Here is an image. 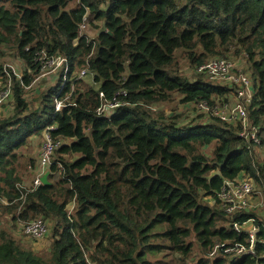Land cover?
<instances>
[{"label":"trees","instance_id":"16d2710c","mask_svg":"<svg viewBox=\"0 0 264 264\" xmlns=\"http://www.w3.org/2000/svg\"><path fill=\"white\" fill-rule=\"evenodd\" d=\"M0 47L30 71L12 76L13 112L0 118V210L51 222L53 236L43 257L1 232L0 264H264V221L226 214L217 197L242 175L264 187L254 155L264 148V0H0ZM231 50L250 67L247 114L259 143L217 118L179 126L153 110L174 99L213 108L230 90L203 74L182 78L175 60L186 54L200 67ZM42 53L65 56L67 75L31 109L25 88ZM47 128L57 144L49 184L20 190L37 166L20 151ZM250 221L254 254L227 253L247 246L234 225Z\"/></svg>","mask_w":264,"mask_h":264},{"label":"rangeland","instance_id":"374dc122","mask_svg":"<svg viewBox=\"0 0 264 264\" xmlns=\"http://www.w3.org/2000/svg\"><path fill=\"white\" fill-rule=\"evenodd\" d=\"M88 34L89 38H94L96 35V30H88L85 28L81 31ZM200 54V51L198 52ZM219 57H210L206 58L205 61L208 62L213 59H218ZM226 60H230L235 64L234 71L232 74L234 75H244L246 76L250 83L251 87L246 90L245 98H249L251 100L253 95L252 81L250 78V67L247 60L243 56H235L234 51L231 50L226 54ZM41 65L40 73L35 78V80L31 83V85L25 88L24 99L31 109L39 108L41 104V100L39 99L40 95H44L48 89L56 87L57 82L60 77L63 76L64 73V63L62 62L61 56H52L49 57L46 54L42 53L37 59H35ZM205 62V63H206ZM0 66L3 69V72L6 74V77L0 75V89L3 86L10 84L13 87L12 76L15 79H20L24 72H27L30 75V71L26 68L25 64L15 57L13 52H10L6 47H0ZM174 69L178 72V74L182 78H186L188 80H193L196 78L199 73H197L198 66L196 62H192L190 58L186 54L179 53L176 57ZM81 75V73H80ZM79 75V76H80ZM207 82L212 84H218L220 86L224 85L227 87L228 93L225 98H217L214 99V110L212 108H207V110L202 109L203 106L195 105V104H186L182 105L178 102L177 99L165 104V105H157L153 104L152 108L154 111L158 110L162 112L166 117H169L179 126H184L188 124H193L195 122H206L211 124L213 118H217L215 116V111H220L221 106L227 105L230 107L235 106V104L241 103L245 105V107L249 106V103L244 100H237V96L235 91L231 89L226 84H222L220 81L211 80L206 75H201ZM81 78L86 80L87 84L93 85L91 81V76L84 74ZM246 78V79H247ZM247 79V80H248ZM61 106V105H60ZM13 112V98L10 102L0 106V118L8 116ZM230 127L237 128L236 124H227ZM42 139L43 133L37 136H33L29 138V142H27L26 146L21 149L20 154L29 158L38 159L41 150H42ZM259 142V139H257ZM203 153L208 157L212 158L211 153L213 151V145L203 148ZM255 159L258 162H264V148L255 147L254 150ZM25 162V161H23ZM38 162V160H37ZM37 168V167H36ZM26 177V178H25ZM33 181V174H29L27 176H23L21 186L24 188H29L31 182ZM253 181V190L252 194L247 198L246 205L240 211L251 212L256 214V216L264 221V187L260 186L257 182ZM3 204V203H2ZM0 204L1 206H4ZM73 204H70L67 209L72 212ZM4 211L0 210V233L4 232L9 234L15 241L21 243V245L27 249H30L34 253L41 255L43 257H47L49 255V249L51 242L53 240L52 236V224L51 222L44 221L47 226V232L44 237L40 240H35L28 237L22 231V226L26 223L24 222H16L12 218L11 214H4ZM245 228L248 231H251L255 228L253 222H248L245 224Z\"/></svg>","mask_w":264,"mask_h":264},{"label":"built area","instance_id":"2783aa9c","mask_svg":"<svg viewBox=\"0 0 264 264\" xmlns=\"http://www.w3.org/2000/svg\"><path fill=\"white\" fill-rule=\"evenodd\" d=\"M85 28V25L80 27V31ZM62 62L64 63V73L62 79L66 78L67 68H66V59L65 56H61ZM235 64L226 59H213L198 67L197 73L206 75L211 80L220 81L222 84H226L230 86L237 96V100H246L249 105L251 104V100L249 98H245L246 90L251 87V83L249 79L244 75H234L232 72L234 71ZM82 77L85 74V71L80 72ZM248 80H247V79ZM102 97V95H100ZM13 98L12 87L10 84H7L0 89V106L10 102ZM62 101L55 100L54 107L56 111H60L63 104ZM61 105V106H60ZM116 104L107 103L104 105V108L113 109ZM200 106V105H199ZM203 106L202 109L207 110V106ZM215 108V107H214ZM212 108V110H214ZM215 116L218 120L225 124H236L241 127L239 135L246 142L252 141L253 143H259L257 141V130L253 127L251 121L248 118L247 107L241 103H236L235 106L230 107L227 105L221 106L220 111H215ZM50 128L44 130L43 139H42V150L38 157L37 168H35L33 181L29 189H35L41 185L40 178L46 172L49 171V166L52 163V155L54 150L57 147V144L53 141L50 134ZM50 174V172H49ZM20 190L25 189L23 186L18 187ZM253 190V181L249 176H240L234 180H226L224 182V186L218 193L217 197L222 203L226 214L232 215L236 212H239L246 205L247 198L252 194ZM0 201L4 204H7L6 201L0 198ZM251 222V221H250ZM245 224L242 226L234 225V229L236 232H244L248 234V239L246 241L247 246H240L235 248L234 250H227V253L234 254L235 256H244V255H253L254 254V244L256 241V234L258 229L255 228L251 231L246 230ZM22 231L28 237L40 240L45 236L47 232L46 223L40 219L35 221H30L22 226Z\"/></svg>","mask_w":264,"mask_h":264},{"label":"water","instance_id":"95a60500","mask_svg":"<svg viewBox=\"0 0 264 264\" xmlns=\"http://www.w3.org/2000/svg\"><path fill=\"white\" fill-rule=\"evenodd\" d=\"M48 176H49V171H46L40 178L41 185H47L49 184L48 182Z\"/></svg>","mask_w":264,"mask_h":264},{"label":"crops","instance_id":"0c3cea01","mask_svg":"<svg viewBox=\"0 0 264 264\" xmlns=\"http://www.w3.org/2000/svg\"><path fill=\"white\" fill-rule=\"evenodd\" d=\"M2 203V202H1ZM4 204V203H3Z\"/></svg>","mask_w":264,"mask_h":264}]
</instances>
